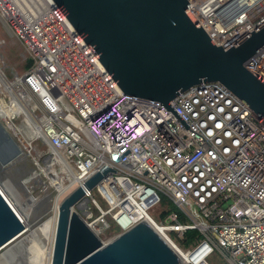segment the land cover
I'll use <instances>...</instances> for the list:
<instances>
[{
  "label": "built area",
  "instance_id": "2783aa9c",
  "mask_svg": "<svg viewBox=\"0 0 264 264\" xmlns=\"http://www.w3.org/2000/svg\"><path fill=\"white\" fill-rule=\"evenodd\" d=\"M189 9L227 47L264 24V0H190ZM0 17L35 61L17 83L37 100L52 162L61 157L79 180L66 193L106 164L116 170L94 188L106 207L94 189L77 203L102 239L147 220L184 264H211L216 251L231 264H264L261 115L204 82L173 101L187 128L161 102L126 94L54 0H0ZM246 67L264 83V50ZM190 230L200 238L187 248L172 237Z\"/></svg>",
  "mask_w": 264,
  "mask_h": 264
},
{
  "label": "water",
  "instance_id": "95a60500",
  "mask_svg": "<svg viewBox=\"0 0 264 264\" xmlns=\"http://www.w3.org/2000/svg\"><path fill=\"white\" fill-rule=\"evenodd\" d=\"M54 1L126 94L161 102L187 128L173 101L204 82L224 84L264 118V83L246 67L264 50V24L227 47L192 14L190 0ZM110 172L104 165L60 201L51 264H184L147 220L110 241L88 225L75 207ZM28 229L0 190V252L23 245Z\"/></svg>",
  "mask_w": 264,
  "mask_h": 264
},
{
  "label": "rangeland",
  "instance_id": "374dc122",
  "mask_svg": "<svg viewBox=\"0 0 264 264\" xmlns=\"http://www.w3.org/2000/svg\"><path fill=\"white\" fill-rule=\"evenodd\" d=\"M29 58L30 54L26 45L17 36L11 33L9 26L5 25L0 17V71L4 73L5 78L9 80V82L15 83H13L12 90L14 93L17 91L15 94L18 95V97L20 93H26V90L22 84L17 83V76L23 75L27 72L26 64ZM0 98L4 99L8 105H12L10 101L11 94L1 83ZM27 98L28 99H21V101L28 106L30 113L34 115V121L36 123H40L42 119L40 112L41 110L39 105L37 104V100L31 95H28ZM24 118L25 117L22 116L21 118L15 119V124L17 126L25 124ZM0 124L3 127L2 129L4 130L3 133H0L1 142L10 139V144H12V139L10 138L12 136H10V134L7 132L3 123L0 122ZM12 135L15 139V142L13 141L14 145L11 146L13 147V149L11 150L12 152L9 153L8 151L7 155L2 154L3 162L2 159L0 160V186L3 187V192L10 195V197L14 198L23 207L24 212L29 213L30 220L33 221L36 226L40 225V229L34 235L35 237L31 238L32 242L30 241V243H28V246L31 248L26 246L27 249L24 250L25 252H22V254L19 255V252L17 251L16 253L18 257L14 254H6L5 259L7 264H14L16 256V258L19 260L23 258L21 261H25L24 263L37 264L36 257L40 252L42 253V251L45 250L47 242L45 240L48 239L49 241H51L54 238L52 234L55 223L54 217L56 215V205L60 202V191L54 188V186L51 184L50 177H47L42 171V168L46 167L47 164L53 163L51 159H53L52 157L54 156L51 155V152L49 150L47 151L46 149V153H44V157L48 158L46 159V163L44 161L45 159H40V155L32 147H28L30 148L28 150L27 148H24L26 146H29L27 144L29 141L28 135H22L20 133V136L17 137L14 135L13 132ZM40 143H43V146H39ZM1 145L2 144H0V147H3ZM45 146L46 145L42 140H34L33 147ZM2 152L4 153V151ZM53 166L57 170V172H60V174L66 171L65 165L64 167H61L57 164ZM35 173H37L39 176L35 177L33 175ZM64 176V182L66 184L68 183V179L66 178V175ZM71 181L73 183L75 182L74 180ZM93 194L99 200L101 205L103 207H106V202L101 198L96 189L93 190ZM66 195L67 193L63 195L62 199ZM33 198H39V200L34 204ZM87 200L89 202V205L93 209L94 215H96L97 211L92 205L90 198L88 197ZM77 209L80 213H83L84 211V208L79 207V205H77ZM153 215L157 219L159 211L157 210L153 213ZM29 232L30 230H28L21 238L28 235ZM119 233V227L113 226L109 231L105 233V235L103 234V236L105 240H109L117 236ZM172 237L177 243L182 245L181 241L174 234H172ZM15 243H17V240L8 245L5 249H3L0 252V255L7 251V249ZM208 260L211 264H231L218 251L212 254L208 258Z\"/></svg>",
  "mask_w": 264,
  "mask_h": 264
},
{
  "label": "bare ground",
  "instance_id": "6f19581e",
  "mask_svg": "<svg viewBox=\"0 0 264 264\" xmlns=\"http://www.w3.org/2000/svg\"><path fill=\"white\" fill-rule=\"evenodd\" d=\"M0 83L2 85H4V87L10 92V94H11L10 101L12 104V105H8L4 99L0 98V122L3 123L7 132L10 134V136H12V137H10L12 139V144H10V141H11L10 139L4 140L2 142L0 140V144H2L1 146H3V147H0V160L2 159V162H3L2 154L7 155L8 151H9V153L12 152L11 150L13 149V147H11V146H13L14 145L13 143L15 142V139L12 135V132H13L14 135L17 137L20 136V133L22 135H28L29 141L27 144L29 146H26L24 148H27V150H28V149H30L28 147H32L40 155V159H45L44 161L47 163L46 159H48V158L44 157L45 156L44 153H46V149L48 151V148L46 145L47 139L44 138L43 136H41V133L38 129V126L35 125L36 123H35L34 118H33L34 115L32 113H30L28 106L21 101V99H24V98L28 99L27 98L28 95L25 92H23V93H20L19 97H18V95L15 94L17 91L14 93L12 90L14 82H8L5 79V75L2 71H0ZM22 116L25 117L24 122L26 125L21 123L23 125L17 126L15 124L14 120L21 118ZM0 126H1V124H0ZM2 128L3 127L1 126L0 127V133L1 132L3 133V131H4ZM37 139L42 140L46 146L45 147H33L34 140H37ZM2 151H4V153ZM57 159H59V163H62L61 157L58 156ZM56 161L58 162V160H56ZM57 162L49 163V164H47L46 167H43V168L40 167V168H42V171L44 172V174L47 177H50L51 184L54 186V188L56 190L60 191L61 195H60L59 201H61L63 195L67 192V190L74 187L79 182V180H78L75 172L72 169H70L68 166H66L65 164H63V167H64V165L66 166V171L62 172L61 173L62 175L60 174V172H57V170L53 166L55 164L59 165V163H57ZM0 166H1V164H0ZM33 175L35 177L39 176L37 173H35ZM64 175H66V178L68 179V183H66V184L64 182V179H65ZM32 177H31V179H32ZM71 180H74L75 182L73 183ZM0 189H1L2 193L5 195V197L8 199V201L12 204V206L14 207L16 212L20 215V217L24 221L26 227L29 228L28 230H30L28 235L23 239V241L21 243L23 245H21V246H19V244L12 245L10 248L7 249V251L5 253H2V255H0V264H7L6 259H5L6 254H14L17 256V253H16L17 251L19 252L18 255L22 254V252L24 253L25 252L24 250L27 249L26 246H28V243H30L31 238H34L35 237L34 235L40 229V225L36 226L35 223L30 220L29 213L24 212L23 207L14 198L10 197V195L3 192L4 191L3 187L0 186ZM33 199H34V201H33L34 204L39 200V198H33ZM59 203L56 205V215L54 217L55 223H54V227H53L54 230L52 233L54 237H55V229H56ZM45 241H47V242H46L45 250H43L44 252L43 251H42V253L40 252L36 257L37 258V261H36L37 264H51L54 238L51 241H49L48 239H46ZM29 248H31V247H29ZM40 250H41V248H40ZM35 251H36V249H35ZM36 253H37V251H36ZM16 256H15L14 264H28V263H24L25 259L23 260L24 262H22L21 260L23 258L21 259V257H20L21 260H19L16 258Z\"/></svg>",
  "mask_w": 264,
  "mask_h": 264
},
{
  "label": "trees",
  "instance_id": "16d2710c",
  "mask_svg": "<svg viewBox=\"0 0 264 264\" xmlns=\"http://www.w3.org/2000/svg\"><path fill=\"white\" fill-rule=\"evenodd\" d=\"M35 64L34 59L30 56L28 59V62L26 64L27 71L30 70ZM177 209L176 207H173L171 210ZM168 212V211H166ZM199 231L198 230H190L185 234V237L183 239H180L182 245L184 248H187L191 246L193 243L196 242L197 239H199Z\"/></svg>",
  "mask_w": 264,
  "mask_h": 264
}]
</instances>
